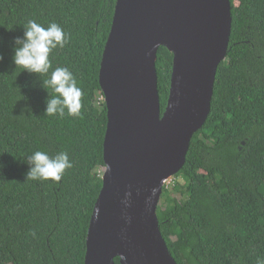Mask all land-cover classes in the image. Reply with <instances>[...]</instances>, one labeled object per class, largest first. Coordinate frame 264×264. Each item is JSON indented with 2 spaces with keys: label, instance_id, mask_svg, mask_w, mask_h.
I'll return each mask as SVG.
<instances>
[{
  "label": "trees",
  "instance_id": "trees-1",
  "mask_svg": "<svg viewBox=\"0 0 264 264\" xmlns=\"http://www.w3.org/2000/svg\"><path fill=\"white\" fill-rule=\"evenodd\" d=\"M116 0H0V264H83L102 186L106 107L98 82ZM226 59L210 111L192 136L183 167L164 184L157 217L177 264H257L264 259V0H230ZM29 20L55 22L68 43L50 56L84 93L81 115H45L55 93L12 61ZM172 54L157 50L161 111ZM67 152L59 182L27 178L26 157ZM177 193L179 197L174 195ZM114 264H120L119 257Z\"/></svg>",
  "mask_w": 264,
  "mask_h": 264
},
{
  "label": "water",
  "instance_id": "water-1",
  "mask_svg": "<svg viewBox=\"0 0 264 264\" xmlns=\"http://www.w3.org/2000/svg\"><path fill=\"white\" fill-rule=\"evenodd\" d=\"M230 31V0H116L98 72L105 166L83 264H114L115 257L120 264H177L157 206L209 114ZM160 46L173 60L163 112L155 68Z\"/></svg>",
  "mask_w": 264,
  "mask_h": 264
},
{
  "label": "clouds",
  "instance_id": "clouds-1",
  "mask_svg": "<svg viewBox=\"0 0 264 264\" xmlns=\"http://www.w3.org/2000/svg\"><path fill=\"white\" fill-rule=\"evenodd\" d=\"M68 39L63 28L55 22L44 27L35 20H29L23 36L13 42L12 61L15 69L19 67L21 71L35 74L38 79L47 76L43 83L55 93L50 98L48 95L45 101V115L48 116L63 117L66 111L69 116L81 115L84 93L73 73L67 67H56L49 75L52 69L51 54L58 48H64ZM26 164L29 166L27 178L35 181L59 182L65 171L73 167L67 152L50 156L48 152L40 150L27 156ZM120 260L125 261L126 257L121 255ZM257 264H264V259L258 258Z\"/></svg>",
  "mask_w": 264,
  "mask_h": 264
},
{
  "label": "rangeland",
  "instance_id": "rangeland-1",
  "mask_svg": "<svg viewBox=\"0 0 264 264\" xmlns=\"http://www.w3.org/2000/svg\"><path fill=\"white\" fill-rule=\"evenodd\" d=\"M103 170L104 169L102 168L101 171H103ZM175 181L176 182H179V183H182L183 182L181 177H177L176 178V177L171 176V177H169L167 179V184L170 185V187H171ZM174 195H176L177 197H179V195L177 193H174ZM159 204H161V198H160V201H159L158 205Z\"/></svg>",
  "mask_w": 264,
  "mask_h": 264
},
{
  "label": "built area",
  "instance_id": "built-area-1",
  "mask_svg": "<svg viewBox=\"0 0 264 264\" xmlns=\"http://www.w3.org/2000/svg\"><path fill=\"white\" fill-rule=\"evenodd\" d=\"M164 184H167V180L165 181V183Z\"/></svg>",
  "mask_w": 264,
  "mask_h": 264
}]
</instances>
